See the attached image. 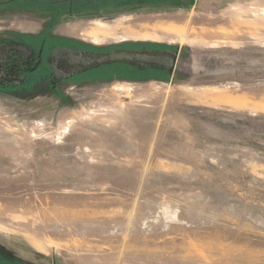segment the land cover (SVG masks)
Wrapping results in <instances>:
<instances>
[{
	"label": "rangeland",
	"instance_id": "obj_1",
	"mask_svg": "<svg viewBox=\"0 0 264 264\" xmlns=\"http://www.w3.org/2000/svg\"><path fill=\"white\" fill-rule=\"evenodd\" d=\"M138 1L0 6L14 57L47 29L184 51L167 83L0 86V264H264V0Z\"/></svg>",
	"mask_w": 264,
	"mask_h": 264
},
{
	"label": "flooded vegetation",
	"instance_id": "obj_2",
	"mask_svg": "<svg viewBox=\"0 0 264 264\" xmlns=\"http://www.w3.org/2000/svg\"><path fill=\"white\" fill-rule=\"evenodd\" d=\"M43 1L49 4L44 5L45 7H35L51 12L53 18L66 13L74 15L75 12L79 11L78 0ZM7 4H10L9 0H0V6ZM27 5L32 8L34 6ZM91 6L94 10L97 8L98 3H93ZM97 10V12L100 11V9ZM16 38L19 39V43H28L31 46L29 50H20L19 57H14L10 52L0 51V86L58 87L71 86L74 82L77 85H83L89 81L87 78L91 74L97 75L96 72L100 71L104 73L103 78L108 81L127 80L134 83L150 81L167 83L177 77L178 64L173 65L172 61L175 51L178 50L176 63L180 62L184 53L182 47L177 45L172 47L152 41H126L107 46H94L84 39L65 38L51 30L49 33L48 29L37 33L19 32ZM114 50L116 52L134 53L135 56L130 61L97 65L96 58L108 55L109 52ZM172 67L173 72L170 73ZM45 75L49 76L47 77L48 83L44 82ZM40 76L45 78L36 82L35 79ZM78 79L80 80L79 83Z\"/></svg>",
	"mask_w": 264,
	"mask_h": 264
},
{
	"label": "water",
	"instance_id": "obj_3",
	"mask_svg": "<svg viewBox=\"0 0 264 264\" xmlns=\"http://www.w3.org/2000/svg\"><path fill=\"white\" fill-rule=\"evenodd\" d=\"M135 56L134 53H127L125 51H121V52H112L110 55H104L101 56L98 59H95V61H98V63H107L110 61H130L131 58H133ZM177 58V51H175V56L173 57V65L176 61ZM173 67L170 69V71L172 72Z\"/></svg>",
	"mask_w": 264,
	"mask_h": 264
},
{
	"label": "trees",
	"instance_id": "obj_4",
	"mask_svg": "<svg viewBox=\"0 0 264 264\" xmlns=\"http://www.w3.org/2000/svg\"><path fill=\"white\" fill-rule=\"evenodd\" d=\"M90 1H92V0H87V2H90ZM131 1H133V0H97V3L99 4L97 7H99V6H105L106 7V6H111V5L123 4V3L127 4V3H130ZM148 1H150V0H139L138 2L142 3V2H148ZM183 1L185 2L186 0H183ZM194 3H195V0H191L190 4L193 5ZM179 5H184L182 3V0H180ZM82 6L87 8V9L91 7V6L88 7L87 5H82Z\"/></svg>",
	"mask_w": 264,
	"mask_h": 264
}]
</instances>
